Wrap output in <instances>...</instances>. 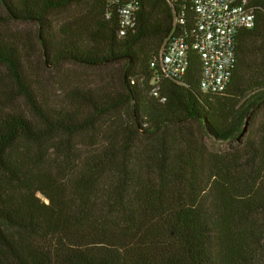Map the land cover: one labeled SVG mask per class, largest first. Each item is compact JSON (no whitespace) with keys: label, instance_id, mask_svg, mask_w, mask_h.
I'll list each match as a JSON object with an SVG mask.
<instances>
[{"label":"trees","instance_id":"1","mask_svg":"<svg viewBox=\"0 0 264 264\" xmlns=\"http://www.w3.org/2000/svg\"><path fill=\"white\" fill-rule=\"evenodd\" d=\"M249 8L228 87L204 94L192 48L182 80L160 67L168 38L192 47L189 0H140L124 36L107 0H0V264H264V0ZM33 60L100 84L51 100Z\"/></svg>","mask_w":264,"mask_h":264},{"label":"built area","instance_id":"2","mask_svg":"<svg viewBox=\"0 0 264 264\" xmlns=\"http://www.w3.org/2000/svg\"><path fill=\"white\" fill-rule=\"evenodd\" d=\"M178 4L183 0H167ZM140 0H107L109 7L119 12L120 35L133 29ZM196 17L192 47L183 37L168 38L160 56L161 72L165 77L182 80L188 70V52L192 48L202 63V93H222L229 85L236 60L237 35L255 25L251 0H189ZM183 18L184 13L179 12ZM154 66V65H153Z\"/></svg>","mask_w":264,"mask_h":264},{"label":"rangeland","instance_id":"3","mask_svg":"<svg viewBox=\"0 0 264 264\" xmlns=\"http://www.w3.org/2000/svg\"><path fill=\"white\" fill-rule=\"evenodd\" d=\"M5 28L11 29L12 33H17L18 35L30 33V35H32L31 44L34 45L36 42L35 35L37 30L34 26L8 24ZM22 40L26 42L28 38L24 37ZM30 67L35 70L34 75H37V82H44V84L39 83V87L45 91L51 100L62 98L63 93L57 88L63 87L65 84L71 83V81L78 83L82 82L89 86H96L98 83L100 84L99 74L103 71L71 64H65L58 68L60 70H55L54 68L48 66H42L40 60H33ZM65 74L68 76L70 75L69 77H74V80H69V77ZM207 143L210 147L217 150L226 148V145L224 144H214L209 140Z\"/></svg>","mask_w":264,"mask_h":264}]
</instances>
